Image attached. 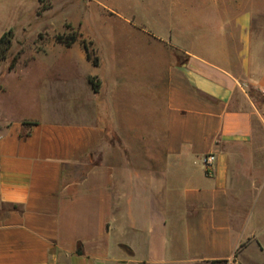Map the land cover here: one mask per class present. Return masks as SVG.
I'll return each instance as SVG.
<instances>
[{
  "label": "crops",
  "instance_id": "0c3cea01",
  "mask_svg": "<svg viewBox=\"0 0 264 264\" xmlns=\"http://www.w3.org/2000/svg\"><path fill=\"white\" fill-rule=\"evenodd\" d=\"M198 1L117 14L129 39L88 42L97 66L35 52L79 56L41 118L0 121V264H264V14Z\"/></svg>",
  "mask_w": 264,
  "mask_h": 264
},
{
  "label": "rangeland",
  "instance_id": "374dc122",
  "mask_svg": "<svg viewBox=\"0 0 264 264\" xmlns=\"http://www.w3.org/2000/svg\"><path fill=\"white\" fill-rule=\"evenodd\" d=\"M37 1L38 7L35 9ZM165 1L0 0V37L9 30L14 36L10 55L0 65V121L21 117L41 118L40 92L56 73L75 66L79 56L77 50L64 52L59 46L49 47L50 44H47L46 55L41 54L29 63L46 42H57V36H76L78 42L84 39L103 45L106 57L110 58L117 55V42H127L129 39L130 26L117 18V14L131 20L135 14L144 18ZM185 1L188 8L193 6V2L196 3L194 6H200L198 0ZM242 1L251 12L264 14V0ZM124 26L128 30H123ZM257 26L256 33L264 38V30ZM18 53H21V60L17 69L8 73V67ZM83 67L84 71H97L92 67ZM233 169L231 181L235 179ZM250 216L251 222L259 220L257 231H264V191L250 208Z\"/></svg>",
  "mask_w": 264,
  "mask_h": 264
},
{
  "label": "trees",
  "instance_id": "16d2710c",
  "mask_svg": "<svg viewBox=\"0 0 264 264\" xmlns=\"http://www.w3.org/2000/svg\"><path fill=\"white\" fill-rule=\"evenodd\" d=\"M13 39H14V36H13L12 30L5 32L0 37V64L4 63L8 59L11 49L13 47ZM56 41L58 43L65 45L66 47H71L73 44H75L79 40L76 36L65 37L64 35H62V36H57ZM80 42L86 51L88 60L92 61L93 64L97 66L99 64V58L95 55L93 50L91 51V47H90L91 43L86 42V40L84 39L81 40ZM20 57H21V53H18L16 56L13 57L8 67L9 72L15 69V67L17 66L20 60ZM89 82L96 92L100 90L101 83L99 80H97L96 77L90 78ZM213 264H227V261L214 262Z\"/></svg>",
  "mask_w": 264,
  "mask_h": 264
},
{
  "label": "built area",
  "instance_id": "2783aa9c",
  "mask_svg": "<svg viewBox=\"0 0 264 264\" xmlns=\"http://www.w3.org/2000/svg\"><path fill=\"white\" fill-rule=\"evenodd\" d=\"M263 120H264V113H263ZM215 162H216V156L215 155H209L204 160L205 167L209 170L211 168H213Z\"/></svg>",
  "mask_w": 264,
  "mask_h": 264
}]
</instances>
